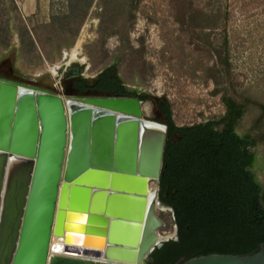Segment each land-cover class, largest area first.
<instances>
[{
	"label": "water",
	"instance_id": "obj_1",
	"mask_svg": "<svg viewBox=\"0 0 264 264\" xmlns=\"http://www.w3.org/2000/svg\"><path fill=\"white\" fill-rule=\"evenodd\" d=\"M143 104L0 76V264H151L172 238L160 236L157 214L168 127L145 118ZM53 235L66 253L52 254ZM183 264H264V233L216 242Z\"/></svg>",
	"mask_w": 264,
	"mask_h": 264
},
{
	"label": "rangeland",
	"instance_id": "obj_2",
	"mask_svg": "<svg viewBox=\"0 0 264 264\" xmlns=\"http://www.w3.org/2000/svg\"><path fill=\"white\" fill-rule=\"evenodd\" d=\"M20 2L8 0L18 11L5 12L1 25L6 29L0 33V66L8 67L5 72L14 80L67 97L68 68L80 66L82 75L92 80L113 65L129 88L166 96L180 125L224 114L223 92L216 88L229 83L233 95L264 104V0H34L30 15L24 14ZM220 6L227 8V20ZM225 37L232 65L229 80L215 68V50ZM80 38V54L72 60ZM143 108L145 118L165 119L154 100ZM261 112L252 105L238 132L251 130L264 138V119L252 129ZM260 151L264 156V145ZM256 167L264 182V157ZM161 207L157 214L166 226L160 236L175 238L173 215ZM88 240L93 245L94 240Z\"/></svg>",
	"mask_w": 264,
	"mask_h": 264
},
{
	"label": "trees",
	"instance_id": "obj_3",
	"mask_svg": "<svg viewBox=\"0 0 264 264\" xmlns=\"http://www.w3.org/2000/svg\"><path fill=\"white\" fill-rule=\"evenodd\" d=\"M13 9L18 11L14 3L9 5L8 0H0V33L6 29L1 25L2 16L5 12L11 14ZM219 11L223 20H227V8L220 6ZM191 17L197 20V16ZM228 44L225 37L215 50L218 58L215 68L223 80L231 76ZM7 70L8 67L0 66V76L12 79L5 72ZM65 77L71 79L70 85H66L69 95L93 82L105 92L138 97L143 103L154 100L165 118H151L168 127L159 199L161 206L173 215L177 236L152 251L151 264H183L216 242L248 233H264V182L256 174V166L264 157L260 151L264 138L251 130L246 134L238 132L239 124L252 105L262 111L254 119L252 129L260 126L264 119L263 103L247 97L238 98L231 93L229 83L227 87L216 88L223 92L224 114L180 125L175 121L173 104L166 96L157 97L129 88L116 66L105 68L92 80L76 77L71 71H67Z\"/></svg>",
	"mask_w": 264,
	"mask_h": 264
},
{
	"label": "bare ground",
	"instance_id": "obj_4",
	"mask_svg": "<svg viewBox=\"0 0 264 264\" xmlns=\"http://www.w3.org/2000/svg\"><path fill=\"white\" fill-rule=\"evenodd\" d=\"M82 42H83V39L80 38L78 40V42L76 43L75 47L72 49V51H71L72 60H76L77 55L80 54V51H81V48H82ZM151 186H150V191L153 192L155 189H153ZM164 210L167 211L169 209L164 208ZM72 232L73 233H71L70 236H72V235L73 236H77L78 231H72ZM88 239H92V240H94V242L98 240L95 237H91V238L89 237ZM65 244H66L65 237L53 235L52 236V241H51V245L54 246V248L52 250V254H55V252H58V253H61V254L66 253V251L63 249V246ZM93 245H94V243H93ZM69 247H70V251H72V252H74V250L80 249V247L78 245H69ZM68 253H70V252H68Z\"/></svg>",
	"mask_w": 264,
	"mask_h": 264
},
{
	"label": "flooded vegetation",
	"instance_id": "obj_5",
	"mask_svg": "<svg viewBox=\"0 0 264 264\" xmlns=\"http://www.w3.org/2000/svg\"><path fill=\"white\" fill-rule=\"evenodd\" d=\"M82 70L83 68L80 66L77 67H70L68 68L67 71H71L74 73L76 77L83 76L82 75ZM108 91H102L94 86L93 82H90L87 84V87L83 90H77L76 94L73 96H83V97H100V96H105ZM112 92V91H111ZM113 94H117L112 92ZM165 207H161L162 210H164ZM168 209V208H167ZM176 236H177V231H176Z\"/></svg>",
	"mask_w": 264,
	"mask_h": 264
},
{
	"label": "crops",
	"instance_id": "obj_6",
	"mask_svg": "<svg viewBox=\"0 0 264 264\" xmlns=\"http://www.w3.org/2000/svg\"><path fill=\"white\" fill-rule=\"evenodd\" d=\"M21 8L25 15L34 13V0H21Z\"/></svg>",
	"mask_w": 264,
	"mask_h": 264
}]
</instances>
